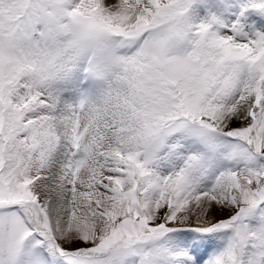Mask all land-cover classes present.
<instances>
[{
	"label": "snow or ice",
	"instance_id": "6c2138e0",
	"mask_svg": "<svg viewBox=\"0 0 264 264\" xmlns=\"http://www.w3.org/2000/svg\"><path fill=\"white\" fill-rule=\"evenodd\" d=\"M0 264H264V0H0Z\"/></svg>",
	"mask_w": 264,
	"mask_h": 264
}]
</instances>
